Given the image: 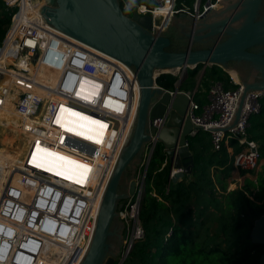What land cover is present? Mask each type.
Returning a JSON list of instances; mask_svg holds the SVG:
<instances>
[{
	"label": "built area",
	"instance_id": "built-area-1",
	"mask_svg": "<svg viewBox=\"0 0 264 264\" xmlns=\"http://www.w3.org/2000/svg\"><path fill=\"white\" fill-rule=\"evenodd\" d=\"M22 1L27 3L36 0H4L8 8L14 9L9 28L13 18L19 14ZM154 1L153 6L141 4L134 7L129 3L123 6L125 10L149 13L152 19L159 16L170 17L179 12L202 18L219 2L194 0L191 8L175 9V0ZM43 3H37L34 20L27 19L23 13L19 14L20 25L15 30L18 34L8 45L4 44L5 34L0 49L4 48L3 54L12 57L13 61L0 65V76L4 73L2 68L13 71L12 86L18 90L15 111L25 121L32 140H35L34 146L39 141L54 147L59 144L62 149L76 155L80 161L91 164L93 168L88 173V186L78 182L66 184L64 182L70 181L61 178L62 176H56L55 181L37 177L29 171L27 175L21 174L20 185L30 189L33 196L26 201L25 192L20 185H15L10 186L7 194L0 200V264L79 263L97 218L99 207L92 213L93 191H98L95 185L99 184L98 177L103 174L110 157V151L105 148L104 138L107 136H103L100 144L99 141L72 134L59 125V132L63 134L58 137L52 135L51 126L58 127L56 119L59 108L70 104L80 108L85 106L92 114H99L97 117L107 121L109 129L110 118L116 116L113 101L126 100L131 92L130 85L136 81L133 71L118 59L105 56L49 25L39 13ZM164 7L165 12H161ZM39 65L46 72L44 81H40ZM49 71L56 74H50ZM230 77L236 84L234 88L227 89L221 82L214 81L209 85L203 103L194 98L193 90H183L188 96H192L186 113L194 125L210 133L215 150L220 148L225 138L235 139L240 150L233 155V166L252 172L259 165L261 153L257 141L249 137L247 128L249 117L261 110L260 99L264 92L247 95L246 109L241 120L226 132L221 129L209 131L206 128L223 126L231 118L243 86L239 80L231 75ZM10 89L9 85L0 88V105ZM167 114L168 109L162 116L153 118L151 125L160 128ZM130 125L131 122L126 129L127 134ZM196 131L192 130L191 136ZM157 142L156 135L151 134L150 140L144 144L135 192L122 201L119 208V217L127 229L121 253L127 254L134 242L143 236L138 217L144 191L143 170L148 167ZM164 164L165 161L162 166ZM172 173L173 170L169 172V176ZM55 175L50 174L51 179ZM75 186L87 188L79 190Z\"/></svg>",
	"mask_w": 264,
	"mask_h": 264
},
{
	"label": "water",
	"instance_id": "water-1",
	"mask_svg": "<svg viewBox=\"0 0 264 264\" xmlns=\"http://www.w3.org/2000/svg\"><path fill=\"white\" fill-rule=\"evenodd\" d=\"M39 13L60 32L127 65L139 85L132 123L78 263L122 264L128 253L118 254L127 229L119 208L135 192L141 153L151 134L162 146L169 172L173 170L169 182L190 174L194 164L190 132L200 130V126L186 113L192 96L180 89L183 74L178 75L172 92L158 85L157 77L187 72L198 64H203L201 72L206 65L223 68L240 81L243 90L227 123L206 128L224 132L232 128L241 120L247 95L264 92V0H219L202 18L179 12L178 17L156 20L139 10L127 13L120 0H47ZM167 109L164 124L160 128L151 125L152 119ZM146 171L147 167L143 170L144 185ZM250 239L264 243V213L253 221ZM258 261L264 264V253Z\"/></svg>",
	"mask_w": 264,
	"mask_h": 264
},
{
	"label": "trees",
	"instance_id": "trees-1",
	"mask_svg": "<svg viewBox=\"0 0 264 264\" xmlns=\"http://www.w3.org/2000/svg\"><path fill=\"white\" fill-rule=\"evenodd\" d=\"M120 2L134 7L155 4L154 0ZM193 2L175 0V9L191 8ZM13 10L0 0V44L5 34L6 39L10 34L7 30ZM23 11L20 6L19 14ZM19 14L13 18L12 27L19 21ZM201 67L203 64L187 69L180 83L181 90L192 91L198 78L194 97L198 93L206 96L214 81L221 82L227 89L236 86L220 66L206 65L199 72ZM2 70L0 81L6 77ZM177 78V75L165 73L156 81L172 90ZM260 101L261 110L249 117L247 128L249 137L257 143L264 141V93ZM13 125L10 127L14 129ZM189 147L193 153L192 171L174 183L168 180V163L162 166L165 161L162 146L154 148L138 214L143 236L134 242L122 264H260V249L251 241L250 229L253 221L264 213V175L255 180L245 178L242 186L229 190L228 182L234 169L232 158L240 150L237 141L225 138L215 150L210 133L200 129L190 137ZM239 171L241 175L247 172Z\"/></svg>",
	"mask_w": 264,
	"mask_h": 264
},
{
	"label": "rangeland",
	"instance_id": "rangeland-1",
	"mask_svg": "<svg viewBox=\"0 0 264 264\" xmlns=\"http://www.w3.org/2000/svg\"><path fill=\"white\" fill-rule=\"evenodd\" d=\"M184 8L187 9V7H184ZM175 16L178 17L177 14ZM12 28L13 27L10 26L9 32H11ZM9 36L10 34L7 37L9 38ZM40 68L41 69L38 72L42 70L41 66ZM202 69L203 67L199 69V72H201ZM7 71H8V77L6 76L4 80L0 81V88L6 85L11 86V89L9 90L5 99L9 103V108L12 110V117H13L14 122L19 123L20 116L15 111V101L17 98V93L14 94L13 91L15 89V86H12V82H11L12 81L11 75L14 76V74L11 69L7 68ZM185 73H186L185 71L184 72L178 71V73L176 74L177 76L180 74H183L184 76ZM130 89H131V92H130L129 98L132 96V94L135 91L132 85H130ZM11 94H12V97H10ZM198 95L199 93L196 94L195 96L196 99ZM113 104H114V111L116 113V116H112L110 118L111 127H109V129H107V124H108L107 121L101 120L100 118L97 117V115L99 114H92V112H90V110H88L85 106H83V108H80L78 106L67 104V106L64 107L63 112L59 114L56 120V122L58 123V127L54 126V129L52 131V135L60 137L63 134L62 132H59L61 131V128L59 127V125H61L63 128H65V130L72 132V134H75L82 138H89L94 141H99L100 144H102L103 136L105 134L107 136V138H104L105 148L110 151V157H109L107 164H105L103 174L98 177L99 184L95 185V188L98 191L96 190L93 191V200H92V203L94 204L92 207L93 214L96 212V207H97L101 192L103 190L104 184L110 173L113 161L123 142L125 134L127 133L126 116L127 114H129V112L123 111L122 106L120 104H117V103H113ZM87 111H89L88 112L89 114H86ZM17 126L18 125H16V128ZM2 128H3L2 125H0V145L9 146L8 142L12 141V139H9V138L13 136V132L9 130L8 133H5L3 132ZM18 137L19 135H16L15 137L17 141H19ZM258 147H259V150L262 152L263 157H261L259 165L255 170H252L250 174H245V176H248L249 178L253 180L257 179L261 175H264V141L260 142L259 140ZM3 160L4 158L0 157V161H3ZM32 167H36V170H38L39 172H35L34 170H32L31 169ZM91 168H93L91 164L80 161L79 159H77L76 155L62 149L59 144L57 145V147H54L51 144L50 145L45 144L39 148L37 155L33 158V160L31 161L29 167L24 172V174H26L27 171H29L37 177L48 178L50 180H55V181H57L56 176H62L61 178L64 177V178H67L66 180L70 181V182H67V181L64 182L66 184L78 182L84 185L87 184L88 186L89 185L88 183L89 174L88 173ZM138 169H139V165H138ZM236 170L237 171L235 172V175L239 172L238 168H236ZM50 174L51 175L56 174V175L52 177L51 179ZM75 187L76 189H79V190H83L87 188V187H80V186H75ZM22 190L25 192V196H24L25 200L26 201L31 200V197L33 196L32 191L26 187H23ZM122 244L123 242L120 244V253L118 254V256L121 254Z\"/></svg>",
	"mask_w": 264,
	"mask_h": 264
},
{
	"label": "bare ground",
	"instance_id": "bare-ground-1",
	"mask_svg": "<svg viewBox=\"0 0 264 264\" xmlns=\"http://www.w3.org/2000/svg\"><path fill=\"white\" fill-rule=\"evenodd\" d=\"M45 1H47V0H39L38 2H37V0L35 2H30L29 1L27 3L25 1H22V3H21L20 6H22V8H24V11H23L24 13L23 14L25 15V17L27 19L34 20L33 16L34 15H37V11H36V7H38L37 6V3H38V5H40L41 3L45 2ZM163 12H165V11H163ZM155 18H156V20H158V19L162 18V16L155 17ZM19 25H20V19L17 22V24L11 29L10 36H9V38H7V40L5 41L4 44H7L8 45V44L11 43L12 38L14 36H16V34H18V33H16L15 30L19 28ZM93 49H95V48H93ZM3 50H4V48H2V50L0 52V63H1V65H4V64L6 65L7 63L13 61V58L12 57H8L7 55L3 54ZM95 50L98 51V52H100L101 54H103L105 56L111 57V56L105 54L104 52H102L100 50H97V49H95ZM3 69L6 70V68H3ZM49 72H50V74H53V75L56 74V72H54V71H49ZM172 72H174V73L177 72V69H173ZM6 76L8 77V72H6ZM39 77H40V81H44L46 79V72H45L44 69H42L39 72ZM133 82L134 83L131 84V85L134 87L135 91H134V93L132 94V96L130 98L128 96L126 98V100H115V101H113V103L120 104L122 106L123 111H128L129 112V114L125 113V114H127V116H126V118H127V124L126 125L127 126H129V122L132 123V120H133V117H134V114H135V111H136L138 97H139V85H138L137 81H133ZM17 91H18L17 88H15L14 91H13L14 94L15 93L18 94ZM10 97H12V94L10 95ZM65 106H67V104H64L63 106H61L59 108V111H58V114H57V118H58L59 114L61 112H63ZM0 125H2V127H3L2 128L3 132L6 133L7 132V128H8L7 122H3L1 120L0 121ZM16 125H18L17 128H16V130H17V135H19V137H18V139H19L18 148H14L12 146L0 145V149L1 148L2 149H7L11 153L14 154V155L11 154L12 156L10 155L9 172H11L13 169L19 170V169L22 168V171L20 172V174H19V176L17 178V181L12 186L20 185L19 180L21 178L20 177L21 174H24V172L27 170V168L29 167L31 161L37 155V153L39 151V148L42 145H45L46 144V143H43V142L39 141V142H36V144L34 146L35 140L34 141L32 140L33 137L29 134V132H28L26 126H25V121L23 120V118H21V116L19 117V123H17ZM51 129L53 131L54 126H51ZM126 134H125V137L123 139V142H122V144H121V146H120V148H119V150L117 152V155H116V157H115V159L113 161L114 163L116 161V158L118 156V153L120 152V150H121V148H122V146L124 144V140H125V138L127 136ZM31 150H32V152H31ZM113 166H114V164H113ZM113 166H112V168H113ZM111 171H112V169L110 170V173H109V175L107 177V180H106V182L104 184L103 190L101 192V195H100V198H99L97 207H96V210L99 207L100 199L102 197L104 188L106 187V184H107L108 178H109V176L111 174ZM6 172H8V171H6ZM20 187L23 188L24 186L23 185H20Z\"/></svg>",
	"mask_w": 264,
	"mask_h": 264
},
{
	"label": "crops",
	"instance_id": "crops-1",
	"mask_svg": "<svg viewBox=\"0 0 264 264\" xmlns=\"http://www.w3.org/2000/svg\"><path fill=\"white\" fill-rule=\"evenodd\" d=\"M6 72L7 69L5 70V76H6ZM185 76L182 77V79L184 78ZM199 80V78H198ZM197 80V82H198ZM197 82H196V85H195V89L197 87ZM193 89V90H195ZM187 91H191L190 89L187 90ZM195 98V97H194ZM198 100H206V96L202 93H200L198 95ZM203 102V101H202ZM3 121V122H7L8 124V128H7V132L12 129V132H13V136L9 139H12L11 142H8V145L9 146H12L14 148H18V142L17 139H15L16 135H17V130H16V124L13 120V117H12V110L9 108V103L7 102V100L5 99L3 104L0 105V121ZM10 124H14L13 128L10 127ZM16 133V134H15ZM8 139V141H9ZM229 151L231 152V149L229 148ZM10 151H8L7 149H0V157L1 158H4L3 161H0V200L1 198L7 194V191L9 190V187L12 186L16 181H17V178L20 174V172L22 171V168L19 169V170H16V169H13L11 172H9V165H10V155H14L13 153H9ZM11 155V156H12ZM9 161V162H8ZM8 163V164H7ZM32 170H34L35 172H39L38 170H36V167H32L31 168ZM8 171V172H6ZM236 167H234L233 171H232V175L229 179V182H228V189H233V188H236L238 186H242L244 184V179L245 178H249L248 176H245V174H250V172H246L244 175H241L239 172L235 175V172H236ZM28 173V172H27ZM26 173V174H27ZM243 176V177H242ZM242 177V178H241Z\"/></svg>",
	"mask_w": 264,
	"mask_h": 264
},
{
	"label": "flooded vegetation",
	"instance_id": "flooded-vegetation-1",
	"mask_svg": "<svg viewBox=\"0 0 264 264\" xmlns=\"http://www.w3.org/2000/svg\"><path fill=\"white\" fill-rule=\"evenodd\" d=\"M258 248L260 249L259 254L264 253V243H259V244H258Z\"/></svg>",
	"mask_w": 264,
	"mask_h": 264
}]
</instances>
